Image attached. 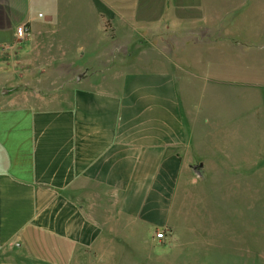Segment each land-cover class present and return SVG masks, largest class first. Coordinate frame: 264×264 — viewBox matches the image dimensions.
<instances>
[{"label": "crops", "instance_id": "1", "mask_svg": "<svg viewBox=\"0 0 264 264\" xmlns=\"http://www.w3.org/2000/svg\"><path fill=\"white\" fill-rule=\"evenodd\" d=\"M217 1L0 0V264H175L264 169V0Z\"/></svg>", "mask_w": 264, "mask_h": 264}, {"label": "rangeland", "instance_id": "2", "mask_svg": "<svg viewBox=\"0 0 264 264\" xmlns=\"http://www.w3.org/2000/svg\"><path fill=\"white\" fill-rule=\"evenodd\" d=\"M227 1L239 4L246 1V10L251 12L250 7H256L255 17L260 20L263 0L217 2ZM190 15L189 12L187 16ZM242 15L248 16L246 12ZM241 43L238 49L242 48ZM231 172L236 183L230 185L229 195L225 194L231 197L230 207L227 210L223 205L216 212H198V215L192 212L195 216L191 219V229L198 228L199 232H189L184 238L188 247L183 251L177 249L178 253H173L169 243L170 260L178 254L175 264H264V169L250 170L247 175L246 170ZM246 176L247 182H242Z\"/></svg>", "mask_w": 264, "mask_h": 264}, {"label": "built area", "instance_id": "3", "mask_svg": "<svg viewBox=\"0 0 264 264\" xmlns=\"http://www.w3.org/2000/svg\"><path fill=\"white\" fill-rule=\"evenodd\" d=\"M30 33H31L30 27L28 26V24H24V25L19 26L17 28L16 37H17L19 42H22V41L27 40V38L29 37ZM156 238L159 241H164L166 239V231L157 232Z\"/></svg>", "mask_w": 264, "mask_h": 264}, {"label": "water", "instance_id": "4", "mask_svg": "<svg viewBox=\"0 0 264 264\" xmlns=\"http://www.w3.org/2000/svg\"><path fill=\"white\" fill-rule=\"evenodd\" d=\"M193 171L195 173V175L199 178H201L204 174V165L203 164H199L197 166H194Z\"/></svg>", "mask_w": 264, "mask_h": 264}]
</instances>
